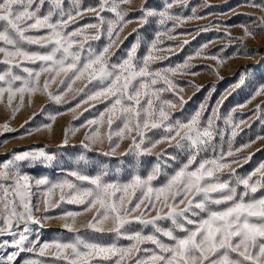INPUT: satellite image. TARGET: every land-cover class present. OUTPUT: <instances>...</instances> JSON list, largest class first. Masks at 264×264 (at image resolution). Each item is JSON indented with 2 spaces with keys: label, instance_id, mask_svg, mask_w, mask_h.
Masks as SVG:
<instances>
[{
  "label": "snow or ice",
  "instance_id": "1",
  "mask_svg": "<svg viewBox=\"0 0 264 264\" xmlns=\"http://www.w3.org/2000/svg\"><path fill=\"white\" fill-rule=\"evenodd\" d=\"M132 3L97 0L85 6L83 0H0V103L6 98L11 118L24 106L26 96L29 104L40 93L61 105L69 103L65 97L72 93V100L79 97L67 109L73 114L82 105H89L83 112L105 105L80 125L87 128L81 141L84 149L107 141L108 150L102 154L114 156L121 142L128 140L125 154L155 156L150 170L137 171L127 179H108L107 172L89 175L79 168L55 181L33 177L23 170L26 165L46 164L55 157L43 147L13 152L0 161V264H264V162L245 175L233 167H242L241 160L251 159L239 153L255 141L233 146L245 121L235 119L236 108L220 113L226 97L210 111L207 102H202L186 120L173 119V113L187 103L184 88L174 77L197 75L191 71L196 67L191 63L194 57L215 61L212 70L219 75L227 57L208 55L203 51L206 43L182 63L153 68L168 59L162 55L170 50L161 47L162 37L174 40L177 27L204 17L197 16L195 8L191 15H183L188 0H163L160 9L142 0L135 9L140 13L135 18L138 26L129 33H137V39L124 56L113 60L114 47L118 50L127 39L121 34L133 23L127 18ZM248 3L264 13V0ZM89 13L94 14L91 22L80 24ZM251 19L256 27L240 25L241 41L264 31V15ZM151 20L163 31L147 42L141 56L138 51L145 42L139 29ZM225 35L237 39L230 32ZM102 38L106 43L97 50L93 43ZM245 82L241 75L233 88ZM260 96H264V85L248 102ZM261 109L264 104L254 111ZM63 114H50L49 123L28 134L41 128L51 131L57 115ZM78 130H66L64 146L69 134ZM12 131L7 122L0 125V133ZM162 144L186 156L178 168L168 170V162L176 160L174 153L167 149L154 152ZM161 177V183H154ZM63 204L82 210L50 214ZM88 213L91 218L78 227L77 218ZM54 219L71 236L42 241L40 230ZM103 236L115 239L105 243ZM22 254L27 255L21 259Z\"/></svg>",
  "mask_w": 264,
  "mask_h": 264
},
{
  "label": "rangeland",
  "instance_id": "2",
  "mask_svg": "<svg viewBox=\"0 0 264 264\" xmlns=\"http://www.w3.org/2000/svg\"><path fill=\"white\" fill-rule=\"evenodd\" d=\"M256 3H261L262 0H255ZM85 6L95 5L97 0H83ZM142 0H133L131 5L132 11L128 19H132L133 23L128 25L125 31L121 34L127 36L117 50L115 47V56L113 60L125 55L126 50L137 39V33H131L132 28H136V17L140 15L137 9ZM208 5H211L210 7ZM147 6L160 9L163 7V0H147ZM127 7V6H126ZM196 9V15L204 17L203 19H193L185 22L182 26L177 27L173 33L176 38L168 40L162 37L164 44L161 47L170 49L162 53L168 59L158 61L152 65L153 68H163L167 66H175L182 63L189 56L201 48L202 45L208 44V47L203 49L208 55H219L227 57L223 66L219 68V75L212 70L215 66V61L204 58L194 57L191 61L196 65L191 71L197 72L192 75H177L174 80L183 86L184 92L182 95L187 100L183 109H177L173 113V119L179 118L186 120L193 114L202 102H207L209 111L213 106H216L217 101L222 97L223 105L220 107V113L227 114L233 108H236L234 113L235 119H243L244 124L238 130V135L235 137L233 146L240 147L249 141H255L250 147L244 149L240 156H251L248 161H240L243 166L233 165L237 168L240 175L250 173L255 169L260 162H264V109L254 111L257 105L264 104V96L257 97L251 102L250 97L255 90L264 85V31L257 32L254 37L247 38L243 41L238 39L243 35L242 24L248 25L250 28L256 27V22L251 18L264 15L260 9L252 7L248 0H188L187 7L183 10V15L192 14V9ZM179 11V9H176ZM94 14L89 13L82 18L79 23L86 24L91 22ZM105 15H111L105 13ZM231 25L232 27H227ZM75 27V25H73ZM168 27H171L169 22ZM157 31H163L155 20H151L144 27L139 29V37L145 43L142 44L138 51V55H144L146 52V44L151 41ZM230 32L232 37L237 39H229L225 33ZM184 40H188V44H183ZM211 42V43H209ZM106 43L105 39L94 42L93 46L99 50ZM223 48V51L221 49ZM3 65H0L2 68ZM241 75L245 76V84L239 88H233L239 82ZM43 81V77L41 82ZM80 82H77V86ZM75 87V86H74ZM56 85L52 86L55 90ZM168 98L175 99L170 93L164 94ZM72 93H68L65 97L69 101L67 104L56 105L51 102L46 95L37 93L32 96L31 104L28 102V97H25L24 106L16 113L14 118H11L10 109L6 107V98L3 103H0V125L9 123L14 129L12 132L0 133V161H5L10 158L13 152H22L35 148H45L49 153H54L55 157L51 162L46 164H29L24 167V171L36 178L47 177L53 181L63 178L68 170L79 168L89 175H95L100 172H107L108 179H127L137 171L146 173L155 163V156H144L137 158L133 154H125L128 150L130 141L124 140L121 146L117 149L114 156H105L102 153L108 150L107 141L103 145H97L91 150L84 149L81 146V141L84 140L87 128L80 127L87 119L103 110L104 104H97L95 109L88 112H83L85 107L82 105L73 114L68 112L69 107H74L78 102L72 100ZM15 103V102H14ZM240 105H246L240 108ZM43 109V111H41ZM56 112H63V115H57L55 122L52 124L51 131L41 128L40 131H31L44 123H49L48 116ZM83 112V115L80 113ZM35 114V115H34ZM76 115L79 118L74 119ZM208 113H205V118ZM27 121V123H26ZM79 128L75 134H69L68 144L63 145L66 130ZM106 132V127L102 129ZM167 149L169 152L176 155L175 161H169V171L178 168L186 159L183 153L177 152L173 148H169L167 144H162L154 150L160 152ZM163 177L154 183H161ZM260 193H257L259 195ZM59 191L54 194V199L58 198ZM41 213L43 212V204L41 203ZM63 210H82L80 207L63 204L60 208L54 209L50 214L58 215ZM41 213H37L40 215ZM154 214V213H153ZM91 218V214H85L77 218V226L86 224ZM62 222L59 220H50L45 227L40 230L42 241H51L53 239H67L71 236L66 230L62 229ZM164 226H168L165 222ZM140 226L137 225L136 228ZM146 231H150L146 229ZM86 235H93L90 232H85ZM115 239L113 236H103L101 240L105 243L112 242ZM126 244V240L119 241ZM11 251V249H9ZM27 254H22L21 259Z\"/></svg>",
  "mask_w": 264,
  "mask_h": 264
}]
</instances>
